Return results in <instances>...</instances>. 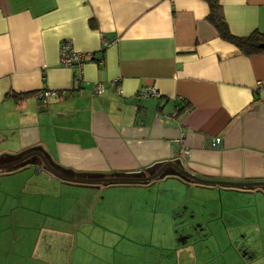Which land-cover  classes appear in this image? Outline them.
<instances>
[{
  "label": "crops",
  "instance_id": "obj_1",
  "mask_svg": "<svg viewBox=\"0 0 264 264\" xmlns=\"http://www.w3.org/2000/svg\"><path fill=\"white\" fill-rule=\"evenodd\" d=\"M218 1L231 33H264V0ZM208 13V0H0V158L40 150L69 177L174 161L201 178L264 181V51L245 55ZM65 39L84 53L80 78L60 62ZM146 85L159 96L139 97ZM0 184V251L36 238L13 264H264L262 186L82 184L36 158Z\"/></svg>",
  "mask_w": 264,
  "mask_h": 264
},
{
  "label": "water",
  "instance_id": "obj_2",
  "mask_svg": "<svg viewBox=\"0 0 264 264\" xmlns=\"http://www.w3.org/2000/svg\"><path fill=\"white\" fill-rule=\"evenodd\" d=\"M261 47H264V43H260ZM30 156H38V158L41 160L44 167L51 172L52 174L56 175L59 178H62L66 181H73V182H79V183H114V182H147L150 180H153L157 177H160L163 170L171 166L179 175H182L186 178H189L195 182L201 183V184H220L225 186H235V187H251V186H262L264 187V181H249V182H241V181H230V180H213V179H206L201 178L199 176H196L192 174L191 172H188L185 170L180 164H177L174 161H166L162 163L156 170L149 174L144 175H129V176H92V177H69L64 174H62L60 171L55 169L44 154L40 150H30L26 152L25 154L19 156L18 158L11 160L6 163H0V168L3 167H9L15 164H18L22 162L23 160L29 158Z\"/></svg>",
  "mask_w": 264,
  "mask_h": 264
},
{
  "label": "trees",
  "instance_id": "obj_3",
  "mask_svg": "<svg viewBox=\"0 0 264 264\" xmlns=\"http://www.w3.org/2000/svg\"><path fill=\"white\" fill-rule=\"evenodd\" d=\"M208 1H209V13L207 15V18L211 22V24L215 27V29L217 30V32L221 38L235 44L245 55H251L254 53L264 51V47L260 46V43H264V33H261L258 30H253L249 34H246V35H242V36L234 35L229 30L227 22H226L224 15L222 13V9H221V5H220L219 1L218 0H208ZM14 96L18 97V94L14 95ZM21 154H17L18 156L17 155H8L7 157L3 156L0 158V161H11V160L18 158ZM34 158L37 159V162L40 164V166L43 169L47 170L44 167V165L42 164L41 160L37 156L36 157L31 156V157L23 160L22 162H20L18 164L0 169V172L1 173L12 172V171L19 169L22 166L28 164L29 161L33 160ZM48 162L53 167H55L56 169H58V170L60 169L58 164H56L55 162H53L51 160H49ZM144 174H146V172H141V173H138L136 175H144ZM78 176H81V175H78ZM161 176H176V177H178L184 181H187V182L193 181L189 178H186L182 175H179L171 166L166 167L163 170L160 177ZM82 184H92L93 185V183H82ZM105 184H109V183H105ZM257 189H261L262 191H264V187H257Z\"/></svg>",
  "mask_w": 264,
  "mask_h": 264
},
{
  "label": "rangeland",
  "instance_id": "obj_4",
  "mask_svg": "<svg viewBox=\"0 0 264 264\" xmlns=\"http://www.w3.org/2000/svg\"><path fill=\"white\" fill-rule=\"evenodd\" d=\"M3 189H4V186L0 184V200H1V197H3V198L5 197ZM5 204L7 206H10L9 199L5 200ZM14 216H15V220L16 221L13 223V225H16V222H19V223L24 222L23 221L24 218H25V214L24 213L18 212ZM28 219L31 220L32 218L30 217ZM5 224H6L5 218L0 216V226H4ZM30 227H34V225H30ZM20 237L21 238L17 239V241L12 246V248L9 247V246L6 247V252L5 253L0 251V257H3V259H4V261L0 262V264H13L16 261L17 254H19V252L22 250L18 246L19 244L25 247V249H24L25 252L23 253L24 256H25L27 251L31 250L30 248H31L32 244H35L33 241L36 240L34 231H31L30 235L28 237L24 236V234H20ZM63 239H62V242H60V238L59 237H52L51 240H50V243L48 244V247H51L52 249H55V248H57L59 246V251H63L64 248L66 247V244L63 242ZM42 245L43 244H41V247H43L46 250H48V248H46L45 246H42ZM0 250H1V247H0ZM4 251H5V249H4ZM10 254H11V258L9 260H5L6 259L5 256L6 255H10ZM20 261L22 262V264L27 263V260L25 259V257H23Z\"/></svg>",
  "mask_w": 264,
  "mask_h": 264
},
{
  "label": "built area",
  "instance_id": "obj_5",
  "mask_svg": "<svg viewBox=\"0 0 264 264\" xmlns=\"http://www.w3.org/2000/svg\"><path fill=\"white\" fill-rule=\"evenodd\" d=\"M108 41L106 39H103V44H107ZM59 57H60V62L63 65H76L79 78L81 75V70H82V64H83V59H84V53L77 51L73 48L72 43L69 39H65L61 42L59 46ZM98 61L101 62V59ZM102 63V62H101ZM95 93H101L103 91V84L97 83L95 85ZM55 91L52 90H44L40 92V96H49L55 94ZM139 97H148V96H159V92L149 86L146 85L141 91L138 92ZM219 142L218 138L211 140L212 145H216Z\"/></svg>",
  "mask_w": 264,
  "mask_h": 264
}]
</instances>
